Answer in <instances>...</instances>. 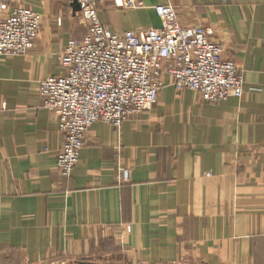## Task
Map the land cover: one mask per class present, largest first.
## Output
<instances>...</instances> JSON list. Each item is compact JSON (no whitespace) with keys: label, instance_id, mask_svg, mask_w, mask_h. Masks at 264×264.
Instances as JSON below:
<instances>
[{"label":"crops","instance_id":"obj_1","mask_svg":"<svg viewBox=\"0 0 264 264\" xmlns=\"http://www.w3.org/2000/svg\"><path fill=\"white\" fill-rule=\"evenodd\" d=\"M138 1H105L99 20L115 33L159 28L152 8L173 5L181 25L213 29L243 96L177 100L166 84L119 129L93 124L62 178L38 85L64 73L57 54L86 31L73 0H7L42 27L26 55L0 58V264H264V0Z\"/></svg>","mask_w":264,"mask_h":264},{"label":"built area","instance_id":"obj_2","mask_svg":"<svg viewBox=\"0 0 264 264\" xmlns=\"http://www.w3.org/2000/svg\"><path fill=\"white\" fill-rule=\"evenodd\" d=\"M101 0H76L85 28L80 39L69 40L57 55L64 73L38 85L40 108L57 118L62 144L56 169L71 176L79 162L89 129L105 123L116 129L130 117L150 110L162 87L193 91L208 103L243 96V77L223 48L209 40V30L179 23L171 5L153 10L159 28L112 32L96 11ZM117 7H141L138 0H114ZM60 23V21H59ZM42 27L39 13L0 1V58L24 56ZM128 171L121 173L127 182ZM129 232L130 228H126Z\"/></svg>","mask_w":264,"mask_h":264},{"label":"rangeland","instance_id":"obj_3","mask_svg":"<svg viewBox=\"0 0 264 264\" xmlns=\"http://www.w3.org/2000/svg\"><path fill=\"white\" fill-rule=\"evenodd\" d=\"M105 1H112V3L115 5V3H114V0H101V2H99L98 4H97V6L95 7L96 8V11H97V13H98V5H101V4H103ZM167 5H170V4H167ZM116 6V5H115ZM171 6H173V5H171ZM117 7V6H116ZM155 7V6H154ZM174 7V6H173ZM122 8V7H121ZM122 9H126V8H122ZM153 9V8H152ZM174 9H175V12H176V14H177V10H176V8L174 7ZM42 17V16H41ZM177 17H178V15H177ZM179 20V19H178ZM59 19H57V25H60L61 23H59ZM75 21L76 22H78L79 23V25L82 27V29L84 30V26H83V22H82V19H81V17L78 15V17H76V19H75ZM191 26H199V27H204V29H207V30H209V40H211V41H213V42H215V43H218L219 45H221L219 42H217V41H215V40H213L212 39V33L214 34V31H213V29L211 28V27H206V26H204L203 24H194V25H191ZM156 28V27H155ZM40 33V32H39ZM39 33H38V35H39ZM38 35H37V37H38ZM37 39V38H36ZM222 46V45H221ZM223 48V47H222ZM58 55V54H57ZM224 56V55H223ZM226 58V57H225ZM226 59H230V58H226ZM232 60V59H231ZM164 87H162L161 89H163ZM173 91H174V93H175V97L177 98V100H180V99H182L183 98V95H181L183 92H193V91H189V90H187V91H183V92H177V91H175L174 89H173ZM160 92H161V90H160ZM193 93H195L196 95H198V93H196V92H193ZM198 98L199 99H201V97L198 95ZM158 100H159V97H158ZM202 100V99H201ZM203 101V100H202ZM158 102V101H157ZM156 102V103H157ZM156 105V104H155ZM155 105L150 109V110H152L154 107H155ZM150 110H146V111H144L143 113H146V112H149ZM143 113H141V114H143ZM141 114H139V115H141ZM138 115V116H139ZM133 117V116H132ZM132 117H130V118H132ZM128 120V119H127ZM112 127V126H111ZM114 128V127H113ZM114 129H116V128H114ZM59 131V130H58ZM60 133V132H59ZM61 135V134H60ZM129 172V171H128ZM129 175H130V173H129ZM130 228L131 229V227H130V225H126L125 226V230H126V228ZM131 231V230H130ZM129 231V232H130ZM117 257V256H116ZM118 259V258H117Z\"/></svg>","mask_w":264,"mask_h":264},{"label":"water","instance_id":"obj_4","mask_svg":"<svg viewBox=\"0 0 264 264\" xmlns=\"http://www.w3.org/2000/svg\"><path fill=\"white\" fill-rule=\"evenodd\" d=\"M71 8L73 10V13L79 10V6L76 4V0H73V3L71 4Z\"/></svg>","mask_w":264,"mask_h":264}]
</instances>
